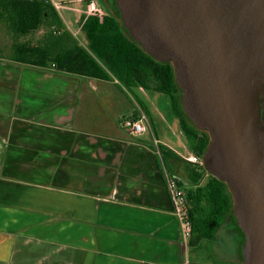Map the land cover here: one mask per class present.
<instances>
[{
    "label": "crops",
    "instance_id": "obj_1",
    "mask_svg": "<svg viewBox=\"0 0 264 264\" xmlns=\"http://www.w3.org/2000/svg\"><path fill=\"white\" fill-rule=\"evenodd\" d=\"M50 1L81 36L85 0ZM172 102L0 58V264H246L232 216L214 238L181 242L165 170L187 191L200 164L185 157L196 153ZM142 111L149 124L134 136L124 122Z\"/></svg>",
    "mask_w": 264,
    "mask_h": 264
},
{
    "label": "water",
    "instance_id": "obj_2",
    "mask_svg": "<svg viewBox=\"0 0 264 264\" xmlns=\"http://www.w3.org/2000/svg\"><path fill=\"white\" fill-rule=\"evenodd\" d=\"M126 30L172 61L190 119L211 135L202 164L226 181L246 264H264V0H115Z\"/></svg>",
    "mask_w": 264,
    "mask_h": 264
},
{
    "label": "trees",
    "instance_id": "obj_3",
    "mask_svg": "<svg viewBox=\"0 0 264 264\" xmlns=\"http://www.w3.org/2000/svg\"><path fill=\"white\" fill-rule=\"evenodd\" d=\"M110 5L116 13H107L102 20L83 14L79 36L68 29L50 0H0V58L32 67L53 65L61 73L117 80L130 89L140 86L170 94L192 150L203 157L211 135L202 128L207 133L198 136L186 125L189 117L173 62H161L149 54L124 27L115 0H110ZM139 103L147 112L142 101ZM163 150L167 156L168 150ZM189 171V180L196 185L186 191L193 237L214 238L232 216L234 226L242 231L243 249L246 235L236 218L237 202L229 185L208 173L203 164L192 165ZM204 177L205 182L200 184Z\"/></svg>",
    "mask_w": 264,
    "mask_h": 264
},
{
    "label": "built area",
    "instance_id": "obj_4",
    "mask_svg": "<svg viewBox=\"0 0 264 264\" xmlns=\"http://www.w3.org/2000/svg\"><path fill=\"white\" fill-rule=\"evenodd\" d=\"M86 8L85 13L89 15H95L99 17L100 20L104 18L106 13L100 7L98 0H85ZM57 8L60 7V3L53 2ZM149 124V117L145 112H141L139 118H129L125 120L124 126L130 131L134 136L140 135L147 130ZM189 162L194 164H202L203 157L200 155H186L185 156ZM165 184L168 189L170 200L173 205L174 213L177 215L181 228V242H183L187 247L189 241L193 235V223L190 219V213L187 202V192L182 186L180 177L171 174L169 170H165Z\"/></svg>",
    "mask_w": 264,
    "mask_h": 264
},
{
    "label": "rangeland",
    "instance_id": "obj_5",
    "mask_svg": "<svg viewBox=\"0 0 264 264\" xmlns=\"http://www.w3.org/2000/svg\"><path fill=\"white\" fill-rule=\"evenodd\" d=\"M98 2H99V4H100V7L104 10V12H111V13H116V11H115V9H114V7H111V5H110V0H98ZM73 4V3H72ZM75 4V3H74ZM80 6H85V4L84 3H82V5H80ZM62 13H64L63 12V10H62ZM182 89V88H181ZM182 93H183V90H182ZM183 96H184V93H183ZM205 133H207V131L205 130L204 131ZM209 133V132H208Z\"/></svg>",
    "mask_w": 264,
    "mask_h": 264
}]
</instances>
